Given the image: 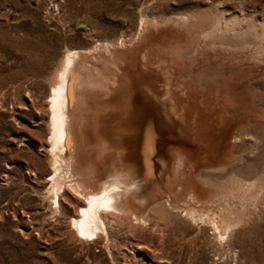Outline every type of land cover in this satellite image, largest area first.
I'll return each instance as SVG.
<instances>
[{
	"label": "bare ground",
	"instance_id": "6f19581e",
	"mask_svg": "<svg viewBox=\"0 0 264 264\" xmlns=\"http://www.w3.org/2000/svg\"><path fill=\"white\" fill-rule=\"evenodd\" d=\"M140 17L130 38L66 48L49 82L42 196L112 264L117 233L163 238L183 223L193 231L182 236L207 238L227 263L240 255L234 239L264 213V93L240 91L251 62L264 80V20L224 11ZM145 49L162 70L143 66ZM91 69L101 85L81 94Z\"/></svg>",
	"mask_w": 264,
	"mask_h": 264
},
{
	"label": "rangeland",
	"instance_id": "374dc122",
	"mask_svg": "<svg viewBox=\"0 0 264 264\" xmlns=\"http://www.w3.org/2000/svg\"><path fill=\"white\" fill-rule=\"evenodd\" d=\"M213 11L229 16L247 13L260 22L264 20V0H0V264H112L105 250L71 235L67 215L57 214L60 219L51 215L42 196L49 179V82L66 48L80 49L96 40L120 36L130 38L137 32L143 12L169 16ZM142 54L144 67L162 70L155 50L145 49ZM200 63L187 62L186 67ZM250 65L255 69L246 71L240 91L256 99L257 93H264V80L259 66ZM93 72L86 71L79 86L81 94L88 86L101 85ZM82 100L88 105L87 96ZM78 118L81 123L83 116ZM78 137L83 149L85 135L79 133ZM193 141L198 143L195 136ZM246 229L233 242L240 255L227 263L225 256L219 258L214 253L207 238L199 236L192 242L182 236V230L190 234L187 238L193 231L184 223L178 228L169 226V234L163 238L135 232L147 248L136 247L132 236L117 233L121 246L113 249V258L117 264L133 256L139 259L135 264H264V213Z\"/></svg>",
	"mask_w": 264,
	"mask_h": 264
}]
</instances>
